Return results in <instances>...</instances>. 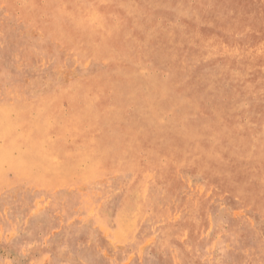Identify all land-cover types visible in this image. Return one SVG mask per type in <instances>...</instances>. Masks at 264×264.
Segmentation results:
<instances>
[{
  "label": "rangeland",
  "instance_id": "374dc122",
  "mask_svg": "<svg viewBox=\"0 0 264 264\" xmlns=\"http://www.w3.org/2000/svg\"><path fill=\"white\" fill-rule=\"evenodd\" d=\"M213 1L0 0V113L34 106L0 131V264H264V67L203 56Z\"/></svg>",
  "mask_w": 264,
  "mask_h": 264
},
{
  "label": "bare ground",
  "instance_id": "6f19581e",
  "mask_svg": "<svg viewBox=\"0 0 264 264\" xmlns=\"http://www.w3.org/2000/svg\"><path fill=\"white\" fill-rule=\"evenodd\" d=\"M236 2H239V1H237V0H214L212 2L215 5L213 8V9H215V11L211 12V16L209 17L212 20L210 22L212 27L210 29H207V31L206 30L204 31V32H206V34L203 33L204 38H203V41L201 40L202 41V45H201L202 51L201 52L203 53V56L208 54L212 57V59H215L218 56L226 58L227 64L232 63L233 58L240 57L244 61V63L247 65V67H250L249 73L251 76V74L254 75L258 69H261L262 67H264V37L259 34L260 30H258V32L256 30V27H257L256 24L258 23V20H259L257 18L258 15L256 13V10L254 11V9L252 7L250 8V6H245V0H243L242 3H236ZM256 9H257V6H256ZM63 10L64 9H62V11ZM94 11H96V10H94ZM195 12L197 14V11H195ZM258 12H259V10H258ZM63 13H65V11ZM67 13H69V12L67 11ZM73 15H75V14H73ZM262 15H264V14H262ZM262 15H261V17H262ZM91 16H92V20H90V21H87V20L82 21L80 18H79L80 20H78V18H77L78 21L75 22V25L78 26L79 28H81L79 30H86V29L89 30L90 31L89 35L92 38L96 39V41L99 44L106 45V47H107V45H109V43L111 41V38L112 37L115 38L114 37L115 35L112 36V35L100 34V31H101L100 23H101L102 19H101V17H99V14L97 11L94 12V14H92ZM208 16H206V18H207L206 20H208ZM73 17L75 18V16H73ZM199 17H202V15ZM255 18L258 20H256ZM63 19H64V17H63ZM72 20H74V19H72ZM94 20L99 21V22L97 21L98 24L96 26H95V24L92 25V22ZM204 20H205V18H204ZM201 24H203V23H201ZM260 26H261L260 28H262V25H260ZM58 28H61V27H58ZM57 30L59 31V29H57ZM235 31H240L241 37L239 39H234L233 33ZM262 31H264V30H262ZM226 41H228V42H226ZM213 48L215 50H213ZM197 50H199V49H197ZM118 55L120 56V58L121 57L125 58L126 56H129L128 54H123L120 52H118ZM195 62H197V61H195ZM197 65H198V63H197ZM199 66H200V64H199ZM124 70L125 69H122L119 66H115V68L110 70V74L118 76L119 81L123 82V88L125 87V89H127L129 82L124 81V77H125L124 76L125 75ZM246 80H247L249 86H251V87L256 86L255 83H252L253 81L256 80L255 76H252V78L248 77ZM259 82H262L261 78L257 79L258 89H259V87H261V85H259L260 84ZM261 84H264V81ZM83 98L85 100V102H84L85 105L89 108V110L92 111L96 106L90 104L91 103L90 102V96L85 95ZM30 108H34V106H32V107H24V106L16 107L15 110L19 111L21 109V111L19 113V117L17 115L16 119H14V118L11 119L7 116V112L9 113V109H6V111L1 112L0 113V131H8L9 129L13 128V126L18 122V120L21 121L23 119H27L28 117L26 116V113H27V110ZM118 121H120V120L117 116L114 120H105L101 124L98 136L96 137V141L98 142L97 144L100 147H104L103 158L115 159V161H117V162L120 161L121 158H120L118 151H117V143L116 142L124 141V139L122 137L123 134H116V132L113 131L111 129V127H114V124L118 123ZM108 128L111 129L113 132L109 133V131H107ZM130 128H132V127H129L128 129H130ZM1 163H2V157H1V153H0V165H1ZM127 163L128 162H122L121 164L124 166H129ZM147 175H148V173L146 172L145 174H142V175L136 174L135 176L138 178V181L140 180V182L142 184H144V182L147 180L145 178V176H147ZM148 176H150V174Z\"/></svg>",
  "mask_w": 264,
  "mask_h": 264
}]
</instances>
